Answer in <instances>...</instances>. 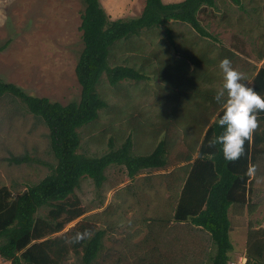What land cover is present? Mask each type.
I'll return each instance as SVG.
<instances>
[{
	"label": "rangeland",
	"instance_id": "obj_1",
	"mask_svg": "<svg viewBox=\"0 0 264 264\" xmlns=\"http://www.w3.org/2000/svg\"><path fill=\"white\" fill-rule=\"evenodd\" d=\"M99 1L110 19L138 16L145 3ZM241 1L237 5L231 0H216L214 6L198 14L212 37L199 35L185 22L170 21L171 36L164 26H152L111 45L109 66H142L153 75L151 79L110 84L102 73L96 89L107 104L95 120L78 129L77 152L100 156L130 136V153L145 155L153 150L165 128L169 160L177 163L182 159L203 138V124L210 113L208 90L213 83L215 90L223 83L219 45L231 46L234 35L244 40L247 56L238 53L232 64L246 75V84L264 63V58L259 59L264 51V0ZM83 10L82 0H0V78L25 93L61 104L79 100L81 87L75 65L83 47ZM206 52L209 59L217 58L214 64L204 59ZM202 57L203 62L195 67L194 59ZM199 87L203 92L197 98L191 90L198 92ZM10 156L27 160L15 163ZM50 164L54 159L46 125L15 96H1L0 186L15 194L23 192L50 172ZM253 165L256 173L249 183L253 209L234 205L228 211L233 244L230 264L243 261L251 229L264 231V155ZM153 172L142 170L130 180L124 166L110 164L101 186H95L89 177L82 178L73 197L80 199L86 212L67 223L63 231L83 216L105 229L102 248L92 264L210 263L215 251L210 236L188 221L170 220L165 190L170 184L166 186V177ZM79 262L80 256L70 251L62 264ZM0 264L10 262L0 258Z\"/></svg>",
	"mask_w": 264,
	"mask_h": 264
},
{
	"label": "trees",
	"instance_id": "obj_2",
	"mask_svg": "<svg viewBox=\"0 0 264 264\" xmlns=\"http://www.w3.org/2000/svg\"><path fill=\"white\" fill-rule=\"evenodd\" d=\"M231 1L237 5L242 3L241 0ZM82 2L84 10L80 29L83 47L75 65V74L81 87L79 100L61 104L25 93L19 86L0 78V97L7 94L15 96L28 112L46 125L54 159V164H50V172L25 191L15 194L7 186H0V258L10 264H62L72 251L80 256V264H92L102 248L105 229L96 227L94 220L88 216L81 217L67 230L63 229L67 223L86 212L80 199L73 197L82 178H91L95 186L99 187L106 179V168L116 164L125 167L130 180L142 170L151 172L174 166L178 174L174 176V185L169 187L167 196L170 220L179 223L188 221L208 232L215 249L209 264H228L229 252L233 248L229 237L228 211L234 205L253 209L249 194L252 179L247 173L259 156L264 155V112L259 113L260 127L252 140L245 143V154L233 162L224 159L220 145L208 147V141L223 131L217 124L223 112L214 100L219 89L216 86L215 90L214 83L208 90L210 113L203 124L206 127L203 138L191 146L182 159L179 156L177 163L169 160V138L165 128L163 132L166 134L163 133L153 150L145 155L130 153V136L119 147H111L100 156L77 152L80 143L78 129L95 120L99 109L107 104L96 89L102 73H106L110 84L124 79H151L153 75L152 71V75L144 71L142 66L136 68L117 63L109 66L111 45L152 26H164L171 36V29L167 26L170 21L185 22L199 35L212 37L200 22L198 14L206 7L214 6L216 0H181L172 3L145 0L138 16L116 19L109 18L99 0ZM234 36L235 41L231 46L219 45L218 62L227 57L233 63L238 53L247 56L244 40ZM262 58L264 51L259 55V59ZM204 59H208V64L217 61V58L209 59L207 52ZM202 62L203 57L198 61L195 58V67ZM247 85L264 97V63ZM198 90H191L197 98L203 92L200 87ZM209 117L213 120L210 121ZM10 160L21 163L27 158L10 156ZM86 229L91 232L90 238L79 243L71 242L75 233H83ZM259 230L251 229L245 260L241 264H264V231Z\"/></svg>",
	"mask_w": 264,
	"mask_h": 264
},
{
	"label": "clouds",
	"instance_id": "obj_3",
	"mask_svg": "<svg viewBox=\"0 0 264 264\" xmlns=\"http://www.w3.org/2000/svg\"><path fill=\"white\" fill-rule=\"evenodd\" d=\"M218 66L223 83L217 89L214 100L223 112L217 121L223 131L208 141V147L220 145L224 159L233 162L245 154L246 141H251L260 127L258 117L259 113L264 112V97L243 82L247 79L246 75L235 69L230 59L223 58ZM255 173L256 167L253 165L247 174L255 177ZM90 236L91 232L86 229L83 233H75L71 242L79 243Z\"/></svg>",
	"mask_w": 264,
	"mask_h": 264
},
{
	"label": "crops",
	"instance_id": "obj_4",
	"mask_svg": "<svg viewBox=\"0 0 264 264\" xmlns=\"http://www.w3.org/2000/svg\"><path fill=\"white\" fill-rule=\"evenodd\" d=\"M153 171H154L153 174L159 175V173H161L162 175H164L166 177V179H167L166 186L168 184H170L171 187H172V185H174V179H175L174 176H177V174H178V172H177L178 170H176V168L174 166L169 167L167 169H162V170L161 169H156V170H153ZM145 172H147V171H145ZM140 174H138V175H140ZM138 175H136L135 178H137ZM169 189H170L169 187H167V188L165 187V190L167 191V193H168ZM206 233L209 236V233L208 232H206ZM243 258L244 259H243L242 263L245 260V257H243Z\"/></svg>",
	"mask_w": 264,
	"mask_h": 264
},
{
	"label": "built area",
	"instance_id": "obj_5",
	"mask_svg": "<svg viewBox=\"0 0 264 264\" xmlns=\"http://www.w3.org/2000/svg\"><path fill=\"white\" fill-rule=\"evenodd\" d=\"M228 264H230V262Z\"/></svg>",
	"mask_w": 264,
	"mask_h": 264
}]
</instances>
